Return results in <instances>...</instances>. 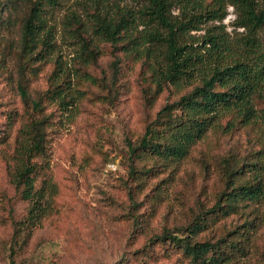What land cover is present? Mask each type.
Instances as JSON below:
<instances>
[{"label":"rangeland","instance_id":"rangeland-1","mask_svg":"<svg viewBox=\"0 0 264 264\" xmlns=\"http://www.w3.org/2000/svg\"><path fill=\"white\" fill-rule=\"evenodd\" d=\"M27 4L0 0V264H189L159 236L200 215L206 227L194 239L219 244L217 264H264V194L242 213L205 212L228 189V169L264 159V97H252L253 120L220 114L183 158L167 160L136 146L145 125L153 140L166 139L180 110L158 111L190 85L155 91L146 62L124 40L94 35L86 0L45 5L51 48L24 60L17 40ZM38 116L45 121L36 154L21 144L29 146L28 123ZM27 160L43 192L34 225L23 222L29 201L13 183ZM262 180L264 188V171Z\"/></svg>","mask_w":264,"mask_h":264},{"label":"trees","instance_id":"trees-1","mask_svg":"<svg viewBox=\"0 0 264 264\" xmlns=\"http://www.w3.org/2000/svg\"><path fill=\"white\" fill-rule=\"evenodd\" d=\"M59 1L28 0L17 40L24 60L51 48L52 34L44 6ZM130 1L133 3L86 0L92 8L86 12L91 31L111 43L124 40V50L146 62L155 91L166 84L190 85L158 111L169 114L173 109L180 110L170 123L166 139L153 140V130L145 125L136 147L175 161L187 154L220 114L233 113L243 124L257 117L252 97H264V0ZM228 5L233 10L229 30L221 21ZM19 92L28 97L24 89ZM31 104L33 109L40 108L39 99H32ZM44 121L41 116L29 120L30 142L28 147L21 144L23 149L36 154L42 151ZM33 167L28 160L22 162L13 177L20 196L29 201L23 220L29 225H34L43 214V192L33 186ZM263 171L262 156H256L246 168L228 169V189L205 212L226 215L242 213L251 204L256 206L264 194ZM205 223V216L200 215L184 230L164 231L159 238L179 247L189 264H217L222 259L219 244L194 239L206 227ZM236 250L243 253L244 244H238ZM8 264H13L11 258Z\"/></svg>","mask_w":264,"mask_h":264}]
</instances>
